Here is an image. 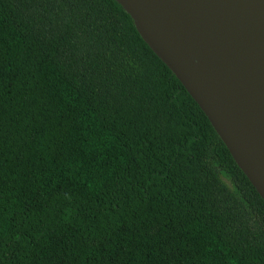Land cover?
Instances as JSON below:
<instances>
[{
    "label": "trees",
    "instance_id": "obj_1",
    "mask_svg": "<svg viewBox=\"0 0 264 264\" xmlns=\"http://www.w3.org/2000/svg\"><path fill=\"white\" fill-rule=\"evenodd\" d=\"M0 264H264V199L115 0H0Z\"/></svg>",
    "mask_w": 264,
    "mask_h": 264
},
{
    "label": "water",
    "instance_id": "obj_2",
    "mask_svg": "<svg viewBox=\"0 0 264 264\" xmlns=\"http://www.w3.org/2000/svg\"><path fill=\"white\" fill-rule=\"evenodd\" d=\"M264 199V0H115Z\"/></svg>",
    "mask_w": 264,
    "mask_h": 264
}]
</instances>
